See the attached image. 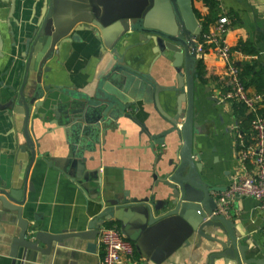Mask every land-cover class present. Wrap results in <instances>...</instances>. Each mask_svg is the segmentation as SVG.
I'll use <instances>...</instances> for the list:
<instances>
[{
  "label": "crops",
  "instance_id": "obj_1",
  "mask_svg": "<svg viewBox=\"0 0 264 264\" xmlns=\"http://www.w3.org/2000/svg\"><path fill=\"white\" fill-rule=\"evenodd\" d=\"M57 1V8L62 15L60 19L63 20V27L60 28L70 22L65 20L63 13H77L72 18L78 21L68 34L72 40L67 44L58 43L53 55L44 65V69H50V78H56L57 85L81 91L95 87L107 64L111 66L115 63L111 57L113 49L122 56L125 54V63L133 70L149 74L160 85L172 84L174 72L167 62L156 60L157 57L146 48L136 46L139 44L137 35H123L124 22L127 23V19L140 13L147 6V0ZM221 3L235 18L233 28L226 37L231 47L232 61L241 70L245 65L261 64L264 67V0H221ZM0 8V18L6 19L8 7L0 5ZM41 8V1L36 4L34 0H18L14 13L16 22L12 23L11 29L13 38L7 36V31L2 35V104L11 95L8 88H16L20 82L17 71L21 63H24L21 58L24 53L22 43L31 36L35 27L34 17L37 20ZM193 8L199 22H206L211 16L210 10L206 11L199 3H193ZM211 20L213 22L214 18ZM14 43L15 47H12ZM240 44L256 53L247 55L237 51ZM48 47L43 49V55L47 53ZM201 62L204 74L197 81L198 94L194 103V115L203 134L197 138L196 151H202L203 157L210 163L213 162L215 178L212 185L227 188L235 175L242 172L238 161V136H243L249 142L250 125L249 122L240 125L241 121L237 119L234 107L238 103L227 97L226 83L229 77L224 64L212 53L207 54ZM44 69L41 74L42 82L47 76ZM220 76H223L222 81L216 80ZM121 82L125 86L126 78ZM120 88L118 92H124L125 88ZM247 89L250 94L259 93L253 88ZM109 90L110 88L107 89L108 92ZM139 92L137 90L135 94L138 96ZM54 96L57 98V95ZM210 98L215 99V102L209 101ZM174 100V94L159 95L161 107L168 115L175 114ZM138 104L142 106L141 102ZM145 113L140 111L138 114L141 122L162 124L152 105L146 104ZM245 114L250 118L247 112ZM5 116L0 113V181H4L9 187H21L30 155L24 148V139L15 133L13 124ZM35 122L30 135L35 142L36 158L27 179L28 186L31 185L33 191L28 190L26 193L22 219L38 226L39 231L51 235L60 234L62 231H85L87 225L102 211L95 199L94 183H88L84 190L78 180L71 179L58 165L51 162L64 161L72 148L76 153L83 154L80 160L85 163L86 170H98L103 183V193L100 196L104 200L117 199L126 192L131 198L147 194L152 181L145 171L151 167L153 158L143 155L142 147L146 140L137 139V128L132 132L135 135L131 136L128 129L130 127L122 122L119 130L114 133L108 131L104 137L99 133L96 143L95 137L85 134V124L80 130L74 128L75 131L66 135L62 130H53L47 134L46 131L51 127L46 123ZM126 129L129 132L124 136L121 133ZM107 187L115 189V196L106 194ZM258 205L255 199L238 197L233 201L230 213H233V219L239 220L244 233L251 237L252 246L264 250V212L257 210ZM114 219L123 223H107L104 227H116L132 243L134 264H206V254L195 247V241L186 240L185 235L179 232L165 228L150 235L149 239H144L138 229V222L130 215L116 212ZM19 233L16 215L0 211V264H10L11 244ZM186 241L187 245L184 243ZM95 243L97 250L93 254L86 251V242L76 238L56 244L49 255L36 251L27 252L25 255L20 250L18 264H100L101 252L97 239ZM39 247L44 249L43 245Z\"/></svg>",
  "mask_w": 264,
  "mask_h": 264
},
{
  "label": "water",
  "instance_id": "obj_2",
  "mask_svg": "<svg viewBox=\"0 0 264 264\" xmlns=\"http://www.w3.org/2000/svg\"><path fill=\"white\" fill-rule=\"evenodd\" d=\"M17 1L0 0V5L8 7L6 19L0 18V59L3 58L4 48L2 35L7 31V36L13 38L11 29L12 23L16 22L14 13ZM34 1L36 4L41 1L42 8L37 20L34 17L35 27L31 36L22 43L24 53L21 58L24 63L17 71L20 84L16 88H8L11 92L8 101L0 103V113L6 115L15 133L24 139V148L30 155L21 187H9L0 181V211L15 214L20 229L11 244L10 264H18L20 250L25 255L30 251L49 255L56 244H62L69 238L86 242V251L93 254L97 250L95 240L99 231L107 223H123L114 219L116 212L130 215L136 220L144 239L165 228L185 235L186 240L195 241V247L206 254V264H264V250L252 246L251 237L244 233L239 220L232 218L233 213L229 216L215 215V196L224 193L226 188L212 185L215 178L213 162L206 160L202 151H196L197 138L203 134L194 115L199 80L197 64L200 61L196 42L202 28L193 9V0H147V6L127 19L128 24H123V35H137L139 44L136 46L146 48L157 57L156 60L167 62L174 72L171 85H160L149 74L133 70L126 65L125 54L122 56L113 49L111 57L115 63L111 66L107 64L97 85L84 91L57 85L56 78L49 76L50 69H44L56 45L67 44L72 40L68 34L78 22L72 18L74 12L63 13L65 20L70 22L60 28L63 20L57 8L58 1ZM80 22L84 23L83 20ZM46 46L49 49L43 55ZM12 47H15V43ZM43 69L47 76L42 82ZM124 77L126 83L122 86ZM120 86L125 88L124 92H118ZM137 90L140 91L138 96L135 94ZM161 93L175 95L174 115H168L162 109L159 101ZM209 101L215 102V99L210 98ZM146 104L153 106L162 124L141 122L138 114L140 111L145 113ZM35 121L51 127L46 131L47 134L62 130L69 135L70 131H75L74 128L80 130L85 124V134L95 137L96 143L99 133L103 137L108 131L114 133L122 122L130 127L131 136L135 135L134 129L137 128V139L146 140L142 147L143 155L153 158L151 167L145 171L152 181L147 194L131 198L126 192L117 199L104 200L100 196L103 183L98 170H86L85 163L80 160L83 154L76 153L72 148L67 159L51 162L71 179L78 180L84 190L88 183H94L95 199L102 211L87 225L85 231H62L57 235L39 231L38 226L22 219L26 193L28 190L33 191L27 179L36 158L35 142L30 135ZM128 129L120 133L126 136ZM48 166L51 164L48 163ZM114 191L113 187H107L106 194L115 196ZM184 243L187 245V241ZM39 245H43L44 249Z\"/></svg>",
  "mask_w": 264,
  "mask_h": 264
},
{
  "label": "built area",
  "instance_id": "obj_3",
  "mask_svg": "<svg viewBox=\"0 0 264 264\" xmlns=\"http://www.w3.org/2000/svg\"><path fill=\"white\" fill-rule=\"evenodd\" d=\"M206 11L209 3L215 4V18L197 39V58L214 54L224 66L229 77L227 97L242 105L250 116V141L238 136V161L242 172L231 180L224 193L217 194L215 215L229 216L233 201L238 197L255 199L257 210L264 212V92L250 94L241 80V69L231 59V47L226 37L232 30L235 18L221 3V0H193ZM101 252L100 264H134V247L116 227H103L97 237Z\"/></svg>",
  "mask_w": 264,
  "mask_h": 264
},
{
  "label": "trees",
  "instance_id": "obj_4",
  "mask_svg": "<svg viewBox=\"0 0 264 264\" xmlns=\"http://www.w3.org/2000/svg\"><path fill=\"white\" fill-rule=\"evenodd\" d=\"M211 16L203 23V32L207 29L208 24L212 21L211 18H215V4L209 3ZM237 51H240L247 55H253L256 52L252 49H247L245 45L240 44L236 48ZM197 74L199 75V80L201 76L204 74V67L202 65L201 60L198 62ZM223 76L218 77L216 80L222 81ZM241 80L246 86V88H253L255 91L259 93L264 92V67L261 64L255 65H245L241 70ZM227 90L229 91V80L226 83ZM236 103V102H235ZM235 107V115L238 120L241 121L242 125L247 124L251 118L246 116L245 108L240 104H234Z\"/></svg>",
  "mask_w": 264,
  "mask_h": 264
},
{
  "label": "flooded vegetation",
  "instance_id": "obj_5",
  "mask_svg": "<svg viewBox=\"0 0 264 264\" xmlns=\"http://www.w3.org/2000/svg\"><path fill=\"white\" fill-rule=\"evenodd\" d=\"M194 9V8H193ZM194 12H195V10H194ZM195 15H196V12H195ZM196 18H197V20H198V17H197V15H196ZM197 68H198V65H197Z\"/></svg>",
  "mask_w": 264,
  "mask_h": 264
},
{
  "label": "rangeland",
  "instance_id": "obj_6",
  "mask_svg": "<svg viewBox=\"0 0 264 264\" xmlns=\"http://www.w3.org/2000/svg\"><path fill=\"white\" fill-rule=\"evenodd\" d=\"M165 11L167 12V10L165 9Z\"/></svg>",
  "mask_w": 264,
  "mask_h": 264
}]
</instances>
